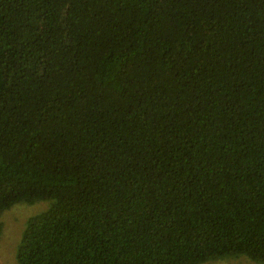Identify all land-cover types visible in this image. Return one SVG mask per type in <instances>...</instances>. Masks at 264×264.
Wrapping results in <instances>:
<instances>
[{
    "label": "trees",
    "instance_id": "1",
    "mask_svg": "<svg viewBox=\"0 0 264 264\" xmlns=\"http://www.w3.org/2000/svg\"><path fill=\"white\" fill-rule=\"evenodd\" d=\"M39 201L17 264H264V0H0V219Z\"/></svg>",
    "mask_w": 264,
    "mask_h": 264
},
{
    "label": "rangeland",
    "instance_id": "2",
    "mask_svg": "<svg viewBox=\"0 0 264 264\" xmlns=\"http://www.w3.org/2000/svg\"><path fill=\"white\" fill-rule=\"evenodd\" d=\"M48 207V202L39 201L32 204L17 203L4 211L1 216L0 264H17L15 254L22 230L28 218ZM203 264H257L244 257L219 259Z\"/></svg>",
    "mask_w": 264,
    "mask_h": 264
}]
</instances>
